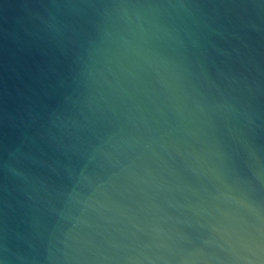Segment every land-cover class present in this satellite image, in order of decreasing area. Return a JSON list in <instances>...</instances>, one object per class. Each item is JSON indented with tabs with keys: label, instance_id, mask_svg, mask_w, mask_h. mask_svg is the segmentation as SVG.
<instances>
[{
	"label": "water",
	"instance_id": "95a60500",
	"mask_svg": "<svg viewBox=\"0 0 264 264\" xmlns=\"http://www.w3.org/2000/svg\"><path fill=\"white\" fill-rule=\"evenodd\" d=\"M0 264H264V0H0Z\"/></svg>",
	"mask_w": 264,
	"mask_h": 264
}]
</instances>
